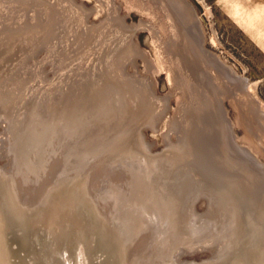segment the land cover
Instances as JSON below:
<instances>
[{
    "label": "rangeland",
    "instance_id": "374dc122",
    "mask_svg": "<svg viewBox=\"0 0 264 264\" xmlns=\"http://www.w3.org/2000/svg\"><path fill=\"white\" fill-rule=\"evenodd\" d=\"M62 238L71 264H264V0H0V264Z\"/></svg>",
    "mask_w": 264,
    "mask_h": 264
},
{
    "label": "water",
    "instance_id": "95a60500",
    "mask_svg": "<svg viewBox=\"0 0 264 264\" xmlns=\"http://www.w3.org/2000/svg\"><path fill=\"white\" fill-rule=\"evenodd\" d=\"M64 219H65V216L63 218H59V219H58V217H56L54 219H51V220L47 221L48 222L47 224L51 225L55 221V224L57 222H59V224L61 226H63V227H65L64 224L66 226H68L67 223H65ZM44 223H46V222H44ZM43 227H46V224H44ZM60 231H61V234H63V233H66V234L67 233H69V234L73 233V230H72L71 227L68 230L66 229L65 231H63V230H60ZM54 233H56V231L50 229V234H54ZM65 235H64V237H65ZM63 239L64 238H62L60 241L56 240L57 242H54L53 244H51L52 246H50V245L46 246L47 248L50 246V249H51V251H50L51 254L50 255L52 256V259L49 260V264H71V263H73V261H74V257L73 256H75L74 255V251L75 250H73V249L69 248L68 246H66L64 244L65 241ZM84 247H85V244H84ZM231 261L232 260L229 259L228 261H226V263H221V264H231ZM200 264H220V262L219 261H213L212 263L203 262V263H200Z\"/></svg>",
    "mask_w": 264,
    "mask_h": 264
},
{
    "label": "bare ground",
    "instance_id": "6f19581e",
    "mask_svg": "<svg viewBox=\"0 0 264 264\" xmlns=\"http://www.w3.org/2000/svg\"><path fill=\"white\" fill-rule=\"evenodd\" d=\"M197 26H198V28L199 29H196V30H199V33H197L196 35H195V38L193 39V41L194 40H196L197 41V46H198V49H197V51H199L198 53H199V57H200V62L201 63H205V61L207 62V63H212V64H214L215 66H216V68L218 67V68H220L221 67V69H222V67H224V69L225 70H228V68L226 67V65L224 66L223 64H222V62H220L219 60H218V58L215 56V55H213V54H211V53H209L208 52V50H206L205 48H204V45H203V34L201 33V29H200V26H199V24L197 23ZM187 27V26H186ZM185 32H186V30H184ZM183 34H184V32H183ZM186 34H188V33H186ZM192 35V34H191ZM189 36H190V34H189ZM197 36V37H196ZM194 37V36H193ZM192 41V42H193ZM196 41H194V42H196ZM193 42V43H194ZM187 45V44H186ZM192 48V47H191ZM196 50V49H195ZM192 51H194V50H192ZM187 54V53H186ZM185 57V56H184ZM180 58V57H179ZM200 62H198L197 61V63H200ZM200 63V64H201ZM199 64V65H200ZM195 65V64H194ZM197 65V64H196ZM202 65V64H201ZM203 66V65H202ZM195 67V66H194ZM197 67V66H196ZM196 67H195V69H196ZM201 67V66H200ZM194 68H193V70H195ZM202 70V69H201ZM198 71V70H197ZM200 71V70H199ZM203 71V70H202ZM230 75H232V73L230 74ZM230 124V123H229ZM232 127V126H231Z\"/></svg>",
    "mask_w": 264,
    "mask_h": 264
}]
</instances>
